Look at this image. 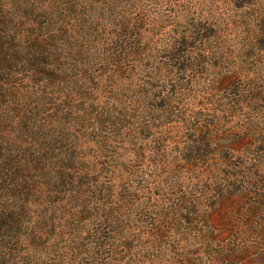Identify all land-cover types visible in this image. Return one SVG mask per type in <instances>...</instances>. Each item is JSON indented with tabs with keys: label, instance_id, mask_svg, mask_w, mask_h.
I'll return each mask as SVG.
<instances>
[{
	"label": "trees",
	"instance_id": "obj_1",
	"mask_svg": "<svg viewBox=\"0 0 264 264\" xmlns=\"http://www.w3.org/2000/svg\"><path fill=\"white\" fill-rule=\"evenodd\" d=\"M144 3L0 0V264H264V162L249 164L264 129L201 121L250 111L264 83L201 90L227 34L201 14L159 44ZM217 92L229 99L178 109Z\"/></svg>",
	"mask_w": 264,
	"mask_h": 264
},
{
	"label": "rangeland",
	"instance_id": "obj_2",
	"mask_svg": "<svg viewBox=\"0 0 264 264\" xmlns=\"http://www.w3.org/2000/svg\"><path fill=\"white\" fill-rule=\"evenodd\" d=\"M87 1V0H86ZM90 1V0H88ZM106 0H98V4L103 3ZM145 9L148 10L150 17L156 15L160 16L157 18L159 21L163 19L165 23H161L160 28L156 31L160 33L161 38H156L160 44V40L164 42L167 38L173 36L174 31L178 29L186 30L192 27L196 23V18L201 14H208L212 26L225 31L227 34L220 46L215 48L214 54L208 64L207 74L200 76V88L201 90L205 87V83L212 80H217L219 76L230 77L226 80L227 85H234V87L240 83L241 75L242 79H249L250 76H256V78L262 80L264 83V40L263 44H258L260 37L256 39V42L252 41L254 36H250L253 30H259L260 24L259 19H264V0H252V4L248 7L236 8V0H145ZM93 6L97 4L92 2ZM195 4V5H194ZM198 22V19H197ZM258 45H256V44ZM238 72V73H236ZM240 72V73H239ZM251 78V77H250ZM203 87V88H202ZM228 94L225 92H217L216 94H204L198 97H193V94H184L180 96L181 104L178 107L180 112L188 109L191 104H204L206 102L213 104L214 102L222 104L225 100H228ZM206 107V106H204ZM214 106L204 108L203 124L213 123L215 125L216 132L223 134L224 132H233L240 127H243L253 120L256 122L259 128L264 129V97L261 101L251 106V110H242L237 115L219 114L213 113L211 110ZM207 108L211 110L207 111ZM200 120V119H199ZM189 135V132H186ZM240 136L239 134L235 137ZM260 134H250L248 138L250 146L244 147L248 152L254 153L255 142L261 138ZM234 137V134H233ZM240 149V147L238 148ZM243 149V148H241ZM258 153V152H257ZM253 155L249 164L254 163V159H263L264 152ZM235 161L241 160L240 153L237 151L234 154ZM203 169L192 170L188 172L190 177H201ZM215 178V177H214ZM208 176L201 177L198 182L199 185H204L209 182ZM182 214V213H181ZM184 215V213L182 214ZM182 228H190L191 226L181 225ZM166 243H172L179 241L178 235L172 231H168ZM199 264H209L208 260L211 257L207 254H199L196 256ZM226 264V263H220Z\"/></svg>",
	"mask_w": 264,
	"mask_h": 264
}]
</instances>
